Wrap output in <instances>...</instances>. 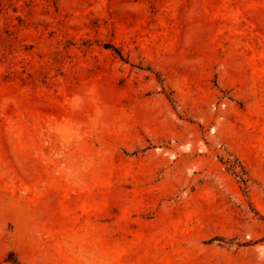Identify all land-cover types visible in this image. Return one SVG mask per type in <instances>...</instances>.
<instances>
[{"label":"rangeland","instance_id":"374dc122","mask_svg":"<svg viewBox=\"0 0 264 264\" xmlns=\"http://www.w3.org/2000/svg\"><path fill=\"white\" fill-rule=\"evenodd\" d=\"M0 264H264V0H0Z\"/></svg>","mask_w":264,"mask_h":264},{"label":"trees","instance_id":"16d2710c","mask_svg":"<svg viewBox=\"0 0 264 264\" xmlns=\"http://www.w3.org/2000/svg\"><path fill=\"white\" fill-rule=\"evenodd\" d=\"M234 172L238 173V171L236 169H234ZM245 180V179H244Z\"/></svg>","mask_w":264,"mask_h":264}]
</instances>
